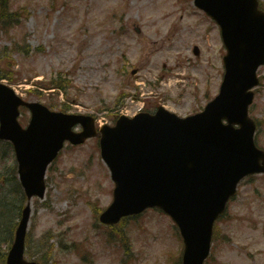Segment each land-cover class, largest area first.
I'll return each instance as SVG.
<instances>
[{"label": "rangeland", "instance_id": "rangeland-1", "mask_svg": "<svg viewBox=\"0 0 264 264\" xmlns=\"http://www.w3.org/2000/svg\"><path fill=\"white\" fill-rule=\"evenodd\" d=\"M8 2L24 15L8 36L0 33V71L11 75L13 80H2L27 100L86 112L97 123L138 110L143 103L134 92L146 96L147 107L162 102L186 115L218 91L224 46L216 23L193 0ZM15 40L27 45V53L11 51ZM193 45L199 46L198 56ZM4 46L8 55L1 53ZM259 71L264 76V68ZM58 73L71 74H66L70 83L65 90L42 86ZM68 78H62L64 84ZM120 91L129 93L127 99L118 97ZM250 109L260 120L256 139L264 147V80ZM23 110L24 125L29 111ZM96 142L66 145L46 171L45 196L32 199L25 257L46 264H174L169 255H177L181 238L166 213L144 210L138 221L124 223L126 239L117 240L115 232L106 236L94 213L110 204L114 182L96 154ZM0 147L7 148L0 150V200L15 199L16 213L24 193L15 154L1 139ZM234 197L214 224L207 264H264V173L242 179ZM0 219L6 224L4 215ZM72 243L79 253L68 246ZM6 247L2 241L0 249ZM85 250L90 257H81Z\"/></svg>", "mask_w": 264, "mask_h": 264}, {"label": "water", "instance_id": "water-1", "mask_svg": "<svg viewBox=\"0 0 264 264\" xmlns=\"http://www.w3.org/2000/svg\"><path fill=\"white\" fill-rule=\"evenodd\" d=\"M196 2L220 23L229 45L225 55L228 73L220 93L204 112L192 116L179 118L161 108L154 115L122 116L114 126L102 129L100 143L115 181L113 201L100 214L101 220L111 223L143 207L159 206L178 223L183 235L182 264H202L214 218L240 173L264 171V152L251 142L254 123L247 118L246 109L252 99L247 86L257 64L264 61V13L256 9V0ZM242 76L247 81L232 86ZM20 102L10 88L0 84V136L14 142L18 174L27 196L5 263L39 264L23 258L30 199L33 194L43 196L45 167L63 138L82 142L94 134V127L90 117L50 113L29 102L31 122L22 130L15 120ZM221 118L228 123L223 124ZM77 121L85 131L72 133L69 127ZM237 122L240 127L235 129L232 124Z\"/></svg>", "mask_w": 264, "mask_h": 264}, {"label": "trees", "instance_id": "trees-1", "mask_svg": "<svg viewBox=\"0 0 264 264\" xmlns=\"http://www.w3.org/2000/svg\"><path fill=\"white\" fill-rule=\"evenodd\" d=\"M17 16V11H14V12H9L7 11L5 8H2L0 7V28L3 30V31H8L11 27V25H9L10 23H12V25L15 23L14 22V17ZM22 50L26 51V48H25V45H22V44H19L18 45ZM59 79H50L49 81V86H55V87H58V86H62V84H60L59 82ZM8 203L6 201L3 200V202L0 203V207H1V210H0V217L2 215H4L5 219H6V224H4L1 219H0V224L3 223L4 226H5V229L8 228L9 224L8 222H10V212L11 210H8L6 207H7ZM14 210L15 208L12 207V213H14ZM19 211L20 209H18L16 211V216L19 215ZM13 216V215H12ZM16 222L13 223L12 225V228H10L11 232H13V226ZM123 231L121 232V237L122 238L123 236L125 237V235H123ZM12 236V234H11ZM11 238V237H10ZM5 242H8L7 240ZM78 250V249H77ZM5 255H6V252L3 250L1 251L0 250V264H4V258H5ZM51 264H57L56 262H53Z\"/></svg>", "mask_w": 264, "mask_h": 264}]
</instances>
